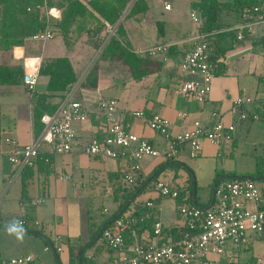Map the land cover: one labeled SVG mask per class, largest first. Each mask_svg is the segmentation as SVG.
<instances>
[{
  "label": "crops",
  "instance_id": "0c3cea01",
  "mask_svg": "<svg viewBox=\"0 0 264 264\" xmlns=\"http://www.w3.org/2000/svg\"><path fill=\"white\" fill-rule=\"evenodd\" d=\"M134 1L128 4L119 21L113 26L108 24L106 30L111 33L110 28L116 30L122 22L126 39L144 58L140 62V69L133 72L119 59H102L99 62L97 86L94 89H83L81 92L84 94L78 90L79 85L97 62L104 44L96 49L85 37H80L73 44L67 45L61 36H55L45 41L30 39L24 44L13 46L11 58L21 61L29 57L35 67L38 62L41 65L46 56L68 55L78 73L71 95L85 103L90 110V118L75 122L77 136L70 152L50 153L53 160L51 173L45 174L35 169L31 177L33 184L27 193L22 188L21 174L18 176L14 173L9 152L14 149L16 142H30L41 132H36L33 121L31 88L24 83L0 85V264L24 254L33 256L29 264H80L81 254L89 264H120L117 262L122 251L108 247L102 231L121 211L120 206L125 201L121 176H126L129 160L92 155L86 151L91 136L105 134L104 123H100V111L95 103L99 93L115 97L117 106L113 116L123 120L127 118L132 130L149 138L161 150L168 143L166 133L150 128L143 118L132 115L133 110L144 109L147 115L158 113L167 116L173 121L168 129L170 134L193 128L195 120L210 127L214 121V112L221 113L225 123L234 124L233 140L215 143L204 137L198 156H191L189 144L184 143L172 158L188 164L185 157H197L188 165L194 171L193 202L198 204L196 179L199 173L205 170L215 172L213 181L209 183L212 197L207 203H201L202 206L211 205L214 186L218 181L214 182L217 166L213 162L223 156L225 149L230 148L232 142L235 144L242 135L249 136L253 129L263 128L264 22L257 18L251 20L250 14H241L236 9L221 11L224 26L216 38L224 49L227 62L222 64L224 71L215 74L212 89L202 102L178 90L182 78H199L197 75L181 73L180 68L185 52L201 34L198 30L199 14L196 12L197 23L192 28L180 13L185 11L177 8L175 0H145V9L131 16L128 13ZM182 1L192 8L194 0ZM222 1L233 3L235 0ZM166 3H170L169 8H166ZM52 8L59 10V15H54L59 18L61 9L52 6L49 10ZM194 11H191V16ZM93 12L100 16L96 11ZM261 13L264 14V6L261 7ZM240 24L247 25L249 30L243 39L236 41L229 30ZM88 25L90 27L94 24L89 21ZM70 30L77 32L79 28L73 24ZM163 44L168 45L167 50L151 52L152 48ZM46 85V77L38 76L34 88L44 90ZM238 98L245 100L239 104ZM168 160L170 158L146 155L140 161V173L148 176ZM164 171L169 178L168 182L173 185L180 186L184 182L187 187L190 183V175L184 166L176 172L169 165ZM154 191L148 185L143 197L158 196ZM40 197L43 198L42 202L33 203V199ZM163 210L161 198V218ZM177 215L169 223L170 226L183 223L180 214ZM22 219L25 222L20 225L24 231L18 237L9 231V226ZM58 246L62 248L58 249ZM229 246L237 254L240 261L238 264H257L261 261L255 253L246 252L247 246ZM213 257L218 260L222 255L214 254Z\"/></svg>",
  "mask_w": 264,
  "mask_h": 264
},
{
  "label": "built area",
  "instance_id": "2783aa9c",
  "mask_svg": "<svg viewBox=\"0 0 264 264\" xmlns=\"http://www.w3.org/2000/svg\"><path fill=\"white\" fill-rule=\"evenodd\" d=\"M254 6L258 12V21L264 22V14L261 7L264 0ZM166 8L170 3H166ZM49 12L59 15L57 8ZM197 19L196 11L192 12ZM250 26V25H249ZM245 24L236 27L237 38L243 39ZM249 30V29H248ZM55 36L54 31L46 29L31 36L34 40L45 41ZM168 45H158L151 49L167 50ZM210 40L205 33L199 35L194 45L185 52L180 68L181 73L197 75L199 78H182L178 90L180 93L193 96L204 102L212 89L215 69L218 62H227L226 55L219 54L212 58ZM25 74L24 81L29 88H34L38 81L39 66H33L32 59L24 57ZM73 90V89H72ZM69 94L61 101L53 112H45L42 115L44 127L42 131L30 142L18 144L9 152V160L16 165L15 175L21 174L25 166L35 165L42 142H47L52 153H67L73 148L77 136L76 121H86L90 118V110L79 98ZM250 98H247L249 100ZM245 99L238 98L237 103ZM100 112L107 116L104 122V135L91 136L88 140L86 151L92 155L112 158H126L129 160L126 177L129 182H136L141 167L139 161L144 156L151 155L168 159L177 154L179 147L189 144L191 156H198L202 149V138H208L215 143H221L233 138L235 126L233 123H225L222 114L214 112V121L210 127H205L200 120H195L194 127L188 130L170 134L169 127L173 121L167 116L154 113L147 115L144 109L133 110L132 115L141 117L146 124L157 132H164L168 143L164 150L157 148L146 137L136 133L131 128V122L118 119L113 116L117 106L115 97L104 96L101 93L95 99ZM148 190V189H147ZM152 190L158 195H171L179 197L181 191H185L184 197L189 196L186 187L172 185L168 181L156 179ZM33 203L43 201V198H35ZM130 203V201H129ZM154 202L150 197L139 195L127 208L114 216L111 223L102 231L103 240L108 246L122 251L120 264H217L213 255H229V258L237 259L230 250V243H247L251 233L264 234V189L259 187L254 178L248 176L223 177L214 186L213 201L210 206H202L195 202H182L179 206V214L183 220L181 225L188 226L180 229L178 235L164 239L165 225L159 217L153 223V234L149 228L141 227L140 222L151 215ZM160 208V205H159ZM105 211H108L105 208ZM24 219L20 223H24ZM143 232L148 234L144 237ZM130 238V241H129ZM58 246V249H61ZM33 259L31 254L18 255L9 258L2 264H29ZM86 264V263H80Z\"/></svg>",
  "mask_w": 264,
  "mask_h": 264
},
{
  "label": "trees",
  "instance_id": "16d2710c",
  "mask_svg": "<svg viewBox=\"0 0 264 264\" xmlns=\"http://www.w3.org/2000/svg\"><path fill=\"white\" fill-rule=\"evenodd\" d=\"M132 0H0V85H20L24 82L25 64L24 60H16L11 58L12 48L15 45L24 44L32 39L31 36L47 27H50L55 36H61L64 42L73 44L76 39L85 37L96 49L103 44L101 54L96 63L81 81L78 90L80 93L83 89H94L97 86L99 62L102 59H119L122 63L127 64L133 72L140 69V62L144 60L132 47L128 39H126V30L122 22H120L115 32L109 36L108 24L115 25L121 18L123 12ZM261 1L256 0H235L233 3L224 2L222 0H194L192 8L199 14L198 30L205 33L210 40L212 58H216L219 54H223L224 49L220 41L216 38L223 28L224 23L221 20V11L223 9H236L240 13L250 14L251 20L258 17V12L254 11V6L260 4ZM145 0H135L130 8L128 15H135L145 9ZM57 6L61 9V16L54 17L49 8ZM100 16L94 14L93 10ZM52 15V16H51ZM93 22V26H86L88 22ZM77 24L79 31L71 32L70 27ZM85 29V30H84ZM84 30V32H82ZM248 28L244 29L246 34ZM163 30H160L162 32ZM234 40L237 38V29L229 30ZM54 36V37H55ZM146 59V58H145ZM224 71V65L218 62L215 72ZM39 77H46L47 85L44 90L31 88L33 102V121L36 132L39 133L44 127L42 115L45 112H53L57 109L61 101L73 89L78 80L77 70L68 55L46 56L43 58ZM80 96V95H79ZM101 116L100 123L107 120V116L103 112H99ZM264 113V112H263ZM127 118H125L126 120ZM124 120V121H125ZM49 151H41L36 159L35 165L25 166L21 172L23 190L26 192L27 180L34 176L35 169L45 174L52 172V156ZM170 158L167 162L159 165L148 176L139 173L137 181L133 186H123V196L125 201L120 206V210L127 208L141 193L145 191L150 180L155 179L158 174L169 165L177 172L181 166H184L189 175V184L187 189L189 197L186 200L192 201L194 198V171L186 163H181ZM259 174V173H258ZM151 176V177H150ZM248 176L256 177L255 174H237L234 172H226L217 170L215 180L223 177ZM214 184V183H213ZM121 186V185H120ZM185 191H181L179 201L184 199ZM161 195L151 196L154 206H152L149 218L140 222L141 227H149V231L153 234V223L159 217L161 203ZM130 201V203H128ZM196 202V201H195ZM197 203V202H196ZM180 229H187L188 226H166L163 233L164 239L168 236L174 237L178 235ZM130 241V238H129ZM235 256L237 255L233 252ZM81 262L89 264L87 259L80 255ZM237 259L229 258L224 255L218 259L217 264H238Z\"/></svg>",
  "mask_w": 264,
  "mask_h": 264
},
{
  "label": "rangeland",
  "instance_id": "374dc122",
  "mask_svg": "<svg viewBox=\"0 0 264 264\" xmlns=\"http://www.w3.org/2000/svg\"><path fill=\"white\" fill-rule=\"evenodd\" d=\"M175 5L180 10H184L185 12H187L186 14L185 12L182 13L180 11L181 15L184 17L187 24L192 28L195 27L197 20L192 19L193 17L191 16V11H193L194 9L191 8L189 4H185V2H183L182 0L180 1L175 0ZM110 29H111V33L109 34V36L115 32L114 28H110ZM262 123H263V126H262L263 128H261V130L253 129L249 136L242 135V137L238 138L235 144L234 142H232L229 145L230 148H226L225 154L223 156L217 157V160L213 162V165H216L217 170H221V171L234 172L237 174H246V173L255 174L256 175L255 180H256L257 185L264 189V179L262 178L264 176V122ZM241 138L244 140H240ZM231 140H233V138ZM253 140H256V141L253 142ZM49 146L50 145L44 141L40 145V150L42 151L49 150ZM54 154H61V153H54ZM195 159H197V157L196 158L189 157V156L185 157V160L187 161L188 164L193 163ZM135 161L136 162L139 161L140 163L141 160H135ZM12 167L15 170L16 165L12 163ZM214 174L215 172L212 170L211 171L205 170L199 173L196 179L197 199L200 204L207 203L212 197L211 194L213 193L211 192L209 183L213 181ZM121 178H122L121 180L123 184L127 186L128 185L133 186L136 183V182H129L126 176L124 177L122 175ZM31 179L32 178H29L27 180V184L25 186L27 193L29 192L30 185L33 184V181H31ZM156 179H162L165 181H169L168 180L169 178L165 175L164 170H162L155 179L150 180L149 186L153 187ZM179 187L184 188L185 183L182 182ZM143 194L144 192L141 194L142 197H143ZM37 196L39 197V195ZM162 198H163V207H164V210L162 211L163 213L162 221L164 225L166 226H170L169 223L172 220H174L176 216H178L177 215L179 214L178 209L182 202H188V203L191 202V201L186 200L187 198L185 197L183 200L179 201L178 197L175 198L171 195H165V196H162ZM147 234H148L147 232H143L144 237ZM230 245H232V243H230ZM241 245L248 247V250L246 252H253L261 258V261H259L257 264H264V234L263 233H251L249 241L247 243H241Z\"/></svg>",
  "mask_w": 264,
  "mask_h": 264
},
{
  "label": "clouds",
  "instance_id": "9594fccd",
  "mask_svg": "<svg viewBox=\"0 0 264 264\" xmlns=\"http://www.w3.org/2000/svg\"><path fill=\"white\" fill-rule=\"evenodd\" d=\"M9 231L16 233L17 236L19 237V236H22L24 229L22 225H20L19 221H15L9 226Z\"/></svg>",
  "mask_w": 264,
  "mask_h": 264
}]
</instances>
